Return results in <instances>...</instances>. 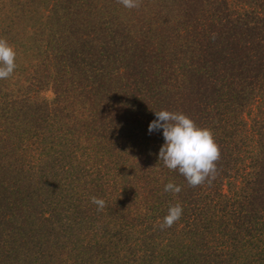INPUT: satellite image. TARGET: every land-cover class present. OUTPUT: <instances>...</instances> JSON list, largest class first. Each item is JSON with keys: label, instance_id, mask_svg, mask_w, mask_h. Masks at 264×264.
<instances>
[{"label": "trees", "instance_id": "obj_1", "mask_svg": "<svg viewBox=\"0 0 264 264\" xmlns=\"http://www.w3.org/2000/svg\"><path fill=\"white\" fill-rule=\"evenodd\" d=\"M14 1L43 12L21 38L0 26L17 65L0 79V264H264V0ZM160 110L211 129L210 183L158 160Z\"/></svg>", "mask_w": 264, "mask_h": 264}, {"label": "clouds", "instance_id": "obj_2", "mask_svg": "<svg viewBox=\"0 0 264 264\" xmlns=\"http://www.w3.org/2000/svg\"><path fill=\"white\" fill-rule=\"evenodd\" d=\"M118 3L128 9L140 6V0H118ZM16 67L14 47L0 37V79L9 78ZM155 116L156 119L148 125V132L162 129L164 143L159 149L158 160L169 170L178 171L189 186L196 187L205 181L210 183L215 178L216 162L220 158L219 145L211 129L198 126L182 112L160 110L155 111ZM164 191L179 193L181 187L169 181ZM91 202L97 206V210H103L106 206L105 201L96 196L91 197ZM182 212L180 203L169 206L159 227L170 228L180 219Z\"/></svg>", "mask_w": 264, "mask_h": 264}, {"label": "rangeland", "instance_id": "obj_3", "mask_svg": "<svg viewBox=\"0 0 264 264\" xmlns=\"http://www.w3.org/2000/svg\"><path fill=\"white\" fill-rule=\"evenodd\" d=\"M14 2V0H0V26L9 23V19L12 15L11 21H14L15 24L11 25V34L13 38L17 39L16 36L21 38L26 34V30L24 29L25 25L33 26V24H38L37 20L40 13H42L43 11H41L40 8L38 12L32 14L25 11L18 12V10H16L18 6L15 5L16 3L14 4ZM43 94L47 97L52 96V93L49 90L43 92Z\"/></svg>", "mask_w": 264, "mask_h": 264}]
</instances>
